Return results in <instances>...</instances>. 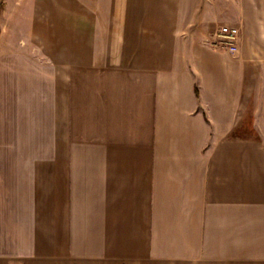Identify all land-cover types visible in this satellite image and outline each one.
I'll return each mask as SVG.
<instances>
[{"label":"crops","instance_id":"crops-1","mask_svg":"<svg viewBox=\"0 0 264 264\" xmlns=\"http://www.w3.org/2000/svg\"><path fill=\"white\" fill-rule=\"evenodd\" d=\"M0 264H264V0H0Z\"/></svg>","mask_w":264,"mask_h":264},{"label":"built area","instance_id":"built-area-1","mask_svg":"<svg viewBox=\"0 0 264 264\" xmlns=\"http://www.w3.org/2000/svg\"><path fill=\"white\" fill-rule=\"evenodd\" d=\"M213 46L220 50L232 53L237 51V44L240 38V30L237 27L222 26L216 34Z\"/></svg>","mask_w":264,"mask_h":264}]
</instances>
